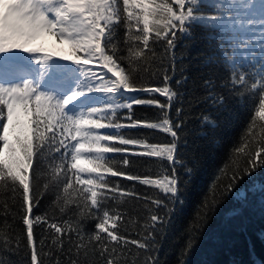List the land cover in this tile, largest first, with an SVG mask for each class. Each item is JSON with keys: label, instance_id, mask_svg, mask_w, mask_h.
<instances>
[{"label": "snow or ice", "instance_id": "obj_1", "mask_svg": "<svg viewBox=\"0 0 264 264\" xmlns=\"http://www.w3.org/2000/svg\"><path fill=\"white\" fill-rule=\"evenodd\" d=\"M237 8L249 15H236ZM253 10V0H0V182L13 201L17 194L21 200L26 264H159L161 240L175 227L201 166L190 121L201 129L219 126L211 112L196 111L201 105L219 113L228 100L241 107L252 102L241 137L184 228L181 255L196 246L225 196L246 200L238 185L264 172V123L258 139L252 131L264 122V13L257 18ZM230 25L252 35L228 34ZM200 41L210 52L193 64L188 51ZM19 60L38 66L35 78L5 79V69ZM134 106L158 111L140 119ZM144 129L170 139L159 142ZM129 156L158 158L143 163L163 169V180L125 171L142 163ZM107 175L159 192H138ZM50 194L44 213L33 215ZM125 197L147 209L142 223L131 221L140 224L135 238L119 207ZM2 208L7 217L6 201ZM34 225L51 231L37 239ZM4 227L12 229L6 219ZM20 249L18 236L0 239V264Z\"/></svg>", "mask_w": 264, "mask_h": 264}, {"label": "trees", "instance_id": "obj_2", "mask_svg": "<svg viewBox=\"0 0 264 264\" xmlns=\"http://www.w3.org/2000/svg\"><path fill=\"white\" fill-rule=\"evenodd\" d=\"M228 34H236L241 37L243 34L235 33L234 29H225ZM210 49L206 41H200L188 51V59L195 57L192 60L193 64H199L204 55L209 54ZM21 56L28 54L21 53ZM53 60H59V57H53ZM62 64L76 67L75 64L69 61H59ZM38 67L34 63L29 64L27 60H19L10 64L6 69L5 79L21 83L26 78H35V68ZM192 71L198 72L199 69L193 68ZM221 71V75L224 73ZM132 95H146V94H129ZM158 95V94H157ZM158 99L163 102L165 97L158 96ZM249 101L244 107L236 103L234 99L228 100V108L226 111L219 112L208 107L206 104L201 105L196 111L211 112L214 118L219 122V126L215 129L199 127L198 120L190 121L193 128V135L190 137L192 141L201 146V166L195 180L190 185L186 194V204L182 213L176 218L175 227L169 231L166 237L161 240L159 250V264H264V240L261 239V233L264 232V192L260 190V184L264 183V172L256 173L254 178L249 180L245 177L238 188L247 193L246 200H240L237 196H225L223 203L218 208L211 212L207 220L206 226L202 234L199 236L196 246L192 251L186 255H181L184 250L185 240L187 234L184 232L185 226L192 218L194 211L201 196L213 179L214 173L218 167L222 165L226 157L229 155L234 142L242 135L246 120L249 115L248 105ZM126 111V110H125ZM158 109L149 106H134L136 117L140 119H153L154 113ZM261 122L257 120L256 125L253 126L252 131L256 134V138L260 137L261 129L259 125ZM104 131H115L104 129ZM123 133H135L137 130L122 129ZM145 133H151L153 139L159 142H164L167 139L165 133H160L155 130L144 129ZM204 131L207 134L203 136L196 135V132ZM149 142H153L149 140ZM113 143V142H106ZM126 147V146H122ZM106 156H115L119 158L121 154H105ZM132 161H141L140 165H129L124 170L139 174L141 176L150 175L153 179H160L164 177L163 169H157L155 164L149 166L143 162L156 161L155 157H133L129 156ZM115 165L114 167H120ZM107 179L111 181H118L122 186L128 188H135L138 192H159V189L152 188L146 185L139 184L136 181H127L122 177H111L107 175ZM161 195H163L161 193ZM12 193L7 187L0 182V239H9L14 241L18 236L20 238L21 249L19 254L6 253L8 257L6 264H26L27 262V241L25 238V225L20 219V197L16 195V200L11 199ZM51 199V194L46 196L41 201L40 208H33V215H42L48 207V202ZM124 203L119 205L121 210L126 212V227L128 234L135 238V233L140 229V224H134L131 221L141 220L147 209L144 208L142 202L134 201L131 198L125 197ZM8 203L11 210L10 214L5 217L3 214L2 205L4 202ZM13 213L15 218H13ZM5 219L8 224L12 225V229L4 227ZM87 227L92 229L95 221H88ZM123 230V229H122ZM42 231H51L45 229L41 225H34V233L39 239ZM7 233V235H5Z\"/></svg>", "mask_w": 264, "mask_h": 264}, {"label": "rangeland", "instance_id": "obj_3", "mask_svg": "<svg viewBox=\"0 0 264 264\" xmlns=\"http://www.w3.org/2000/svg\"><path fill=\"white\" fill-rule=\"evenodd\" d=\"M253 5H254V10L251 12V15L259 18V16L262 13H264V5H262L259 2V0H253ZM234 11H235V14L238 15V16L247 17L249 15V13L244 12L240 8H237ZM227 28H232V29H234L235 33H241V34H243V36H250V35H252V31L249 30V29H246V28H240V27L231 26V25L228 26ZM237 37H239V36H237ZM46 46L51 49V48H54L55 47V43L52 42V41H49ZM69 63L73 64L71 61H69ZM163 178H160V180H163Z\"/></svg>", "mask_w": 264, "mask_h": 264}]
</instances>
